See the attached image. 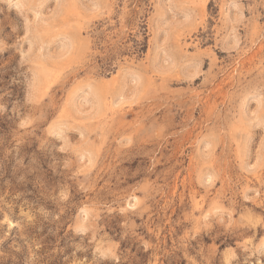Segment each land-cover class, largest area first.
<instances>
[{
  "label": "rangeland",
  "instance_id": "374dc122",
  "mask_svg": "<svg viewBox=\"0 0 264 264\" xmlns=\"http://www.w3.org/2000/svg\"><path fill=\"white\" fill-rule=\"evenodd\" d=\"M0 264H264V0H0Z\"/></svg>",
  "mask_w": 264,
  "mask_h": 264
}]
</instances>
